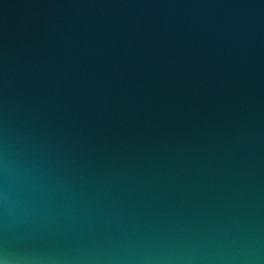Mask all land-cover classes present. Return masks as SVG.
<instances>
[{
	"label": "water",
	"instance_id": "obj_1",
	"mask_svg": "<svg viewBox=\"0 0 264 264\" xmlns=\"http://www.w3.org/2000/svg\"><path fill=\"white\" fill-rule=\"evenodd\" d=\"M0 259L264 264V0H0Z\"/></svg>",
	"mask_w": 264,
	"mask_h": 264
},
{
	"label": "clouds",
	"instance_id": "obj_2",
	"mask_svg": "<svg viewBox=\"0 0 264 264\" xmlns=\"http://www.w3.org/2000/svg\"><path fill=\"white\" fill-rule=\"evenodd\" d=\"M0 264H10L7 259H0Z\"/></svg>",
	"mask_w": 264,
	"mask_h": 264
}]
</instances>
